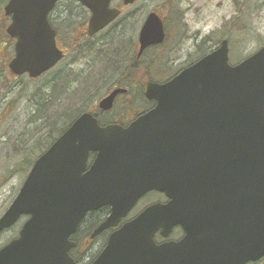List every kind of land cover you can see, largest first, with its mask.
I'll return each mask as SVG.
<instances>
[{
	"label": "water",
	"instance_id": "obj_1",
	"mask_svg": "<svg viewBox=\"0 0 264 264\" xmlns=\"http://www.w3.org/2000/svg\"><path fill=\"white\" fill-rule=\"evenodd\" d=\"M56 1L4 4L12 74L37 78L61 58L47 20ZM78 1L92 12L90 34L119 14L109 0ZM164 36L161 18L149 13L139 53ZM121 91L99 107L109 109ZM143 94L155 106L127 127L101 126L83 112L35 159L0 216V233L28 216L0 248V264H76L69 237L87 211L110 206L96 234L153 189L170 203L123 223L90 264H248L264 257V47L231 65L223 40L168 81L146 82ZM90 152L95 158L86 169ZM176 224L185 232L180 241L156 243L157 229L166 236Z\"/></svg>",
	"mask_w": 264,
	"mask_h": 264
},
{
	"label": "flooded vegetation",
	"instance_id": "obj_2",
	"mask_svg": "<svg viewBox=\"0 0 264 264\" xmlns=\"http://www.w3.org/2000/svg\"><path fill=\"white\" fill-rule=\"evenodd\" d=\"M140 1L141 0H134L132 3L125 4L123 0H109L108 7L119 10V14L92 34L88 32V24L92 12L78 0H57L53 9H51L47 15V20L55 32L56 46L62 54L61 58L52 67V70H54V68H60L57 72V78L60 80V78L65 76L66 80H68V74L61 71V68L88 69L87 77L86 74H83L81 77L88 83L87 92L100 88V90L103 91V95L98 99L95 98L94 100L96 101L92 103V107L88 111L83 112L91 113L101 126L119 124L122 127H127L133 121L152 109L155 106V100L147 99L143 94V86L146 82L163 83L168 81L183 69L217 49L223 40L227 41L228 54L230 52L228 44L229 37L225 35H222L219 44L210 42V45L205 47L207 40L213 39L211 36L214 35V32L211 31L209 34L201 36L200 39L194 40L191 48H184V51L187 52L186 56L190 53H194L196 54L194 58L175 63L176 69L173 72H169L167 62H162L159 59L157 60L155 56L173 35V32L168 33V18L170 17L169 19L172 21V27L173 29L176 28L177 31L179 26H175V24L181 25L183 23L181 20L182 17L175 6L176 1L174 3V0H169V16L167 17L162 11H158L154 7L151 10L146 8L142 9L138 5ZM174 9H176V11ZM151 12L157 13L162 20L165 32L164 40L160 44L148 45L139 53L140 30L146 17ZM169 34H171V36ZM168 36H170V38H168ZM179 40L180 39H177L174 43L171 41L164 51L167 52L171 50ZM151 51L153 53L149 55ZM241 60L231 64L239 63ZM99 68H101V70L96 71V69ZM139 70L144 73L143 79H139L136 76ZM160 71H163V73L168 71L169 75L164 78H157L152 73ZM115 89H123L124 91L118 92L115 95L109 109L100 108L99 102ZM139 99L144 101L142 107L137 104ZM76 117H74L73 120ZM193 147L196 146H175L174 149L176 151H188L189 149L198 150V148ZM181 156L188 157L187 154ZM94 158L95 153L90 152L86 169L89 168ZM170 200V196L165 192L154 189L149 190L135 201L125 217H123L116 226L107 227L96 234L95 230L109 216L110 206H102L87 211L78 223L75 232L69 237V239L75 243V246L69 251L70 256L76 260V264H80L81 259L89 253V261L87 264H90L103 250L111 233L117 230L123 223L133 219L152 205L168 204ZM27 218L28 216L20 217L19 221L21 219L23 220L20 228ZM19 230L7 242L16 238ZM161 232L162 229L159 228L153 235L156 243L177 242L185 235L182 226L179 224L173 225L166 236L162 235Z\"/></svg>",
	"mask_w": 264,
	"mask_h": 264
},
{
	"label": "rangeland",
	"instance_id": "obj_3",
	"mask_svg": "<svg viewBox=\"0 0 264 264\" xmlns=\"http://www.w3.org/2000/svg\"><path fill=\"white\" fill-rule=\"evenodd\" d=\"M175 1V6L184 24H175V26H179L177 31L176 28L173 29L170 17L168 18V33L173 32V35L170 38L171 34H169L170 40L162 46L155 56V59L167 62L169 72L176 69L175 63L194 58L196 54L190 53L186 56L187 52L184 51V48H191L194 40L200 39L201 36L209 34L211 31L214 32V35L211 36L213 39L207 40L205 47L209 46L210 42L219 44L222 35L228 36L230 64L250 56L264 46V0H174V3ZM138 5L142 9L148 10L154 7L158 11H162L166 17L169 16L167 0H141ZM174 10L176 11V9ZM8 22V17L3 13L0 14V25L4 23L6 28ZM177 39L180 40L171 50L164 51L171 41L174 43ZM10 48L13 50V43ZM6 49H9V45H0V56L5 55ZM152 53L151 51L149 55ZM59 69L54 68L51 72H46L41 79L34 81L22 77V79L16 78L8 82L6 88L0 84V216L17 194L24 180L26 175V171L23 170L24 164H22L24 158L30 154L29 157L32 156V159H35L38 154L34 150L26 153L18 150L25 145V141L30 140L29 137L34 131L33 124L27 122L34 107L32 94L41 87L47 91V82L53 80L55 84ZM61 69L69 77L60 86L62 97L67 98L71 95V99L78 102V105L81 104V99L86 102L84 108L90 109L92 103L96 101L94 99L101 97L103 91L97 88L85 93L88 83L81 77L83 74H86L87 77L88 69ZM99 70L101 68L96 69V71ZM163 71L152 73L157 78H164L169 75L168 71L164 73ZM136 76L143 79L144 73L139 70ZM60 80L63 79L60 78ZM92 95L93 97H91ZM11 102L14 106L9 105ZM137 104L142 107L144 101L139 99ZM35 140V138L30 140L29 147L32 143V146L35 145ZM22 221L21 219L13 227L0 234V246L18 232ZM88 254L81 259L80 264H87L89 261ZM252 264H264V258Z\"/></svg>",
	"mask_w": 264,
	"mask_h": 264
},
{
	"label": "trees",
	"instance_id": "obj_4",
	"mask_svg": "<svg viewBox=\"0 0 264 264\" xmlns=\"http://www.w3.org/2000/svg\"><path fill=\"white\" fill-rule=\"evenodd\" d=\"M8 0H0V14H4L3 6ZM169 5V0H167V7ZM5 15V14H4ZM6 16V15H5ZM13 43V39L9 37L5 32L4 23L0 25V45L6 46L9 45V49L5 50V55L0 56V84L7 87V83L16 79V78H26L29 81H34L41 79L39 78H29L28 76H15L13 75L7 67L9 59L13 55V50L10 46ZM52 71V70H51ZM49 71V72H51ZM48 72V73H49ZM47 73V74H48ZM62 81L57 79L56 83L51 82L46 83V90L43 87L38 88V90L32 94V104L34 105L33 109L30 112L28 123L33 124V133L30 135L29 139L35 138V145L32 144L29 147L30 140L25 141V145L21 147L20 151L30 152L32 150L37 151L38 154L36 157L42 153L51 142L69 125V123L83 111H88L89 109L84 108L85 101L80 99V105H78L75 100L71 99V95L67 98L62 97L60 86L66 81V77L63 76ZM87 92V88L85 93ZM84 93V94H85ZM88 93V92H87ZM93 97V95L91 96ZM90 97V98H91ZM89 98V99H90ZM14 101V100H13ZM9 105H13L11 102ZM14 106V105H13ZM30 155V154H29ZM26 156L24 158V168L23 170L28 172L29 168L32 166L35 159H32V156ZM35 157V158H36ZM264 258V257H263ZM262 258V259H263ZM261 259V260H262ZM260 260V261H261ZM256 263V262H254ZM252 264V263H251Z\"/></svg>",
	"mask_w": 264,
	"mask_h": 264
}]
</instances>
